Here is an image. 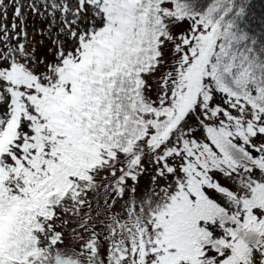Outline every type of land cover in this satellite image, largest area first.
I'll use <instances>...</instances> for the list:
<instances>
[{"label":"snow or ice","instance_id":"1","mask_svg":"<svg viewBox=\"0 0 264 264\" xmlns=\"http://www.w3.org/2000/svg\"><path fill=\"white\" fill-rule=\"evenodd\" d=\"M249 10L0 0V264H264Z\"/></svg>","mask_w":264,"mask_h":264},{"label":"trees","instance_id":"2","mask_svg":"<svg viewBox=\"0 0 264 264\" xmlns=\"http://www.w3.org/2000/svg\"><path fill=\"white\" fill-rule=\"evenodd\" d=\"M248 2L250 4L249 21L251 30L258 35L264 33V0H249Z\"/></svg>","mask_w":264,"mask_h":264},{"label":"rangeland","instance_id":"3","mask_svg":"<svg viewBox=\"0 0 264 264\" xmlns=\"http://www.w3.org/2000/svg\"><path fill=\"white\" fill-rule=\"evenodd\" d=\"M249 1V0H248ZM258 5V4H257ZM259 7V6H258ZM252 16L254 17V15L252 14ZM11 20V10L9 12V21ZM29 23L31 24V20L29 21ZM32 31H34V29L32 27L29 28V32L31 33ZM37 39H39V37H37Z\"/></svg>","mask_w":264,"mask_h":264}]
</instances>
